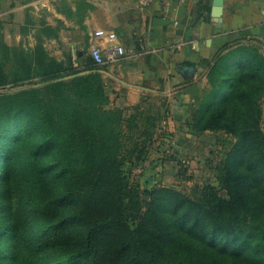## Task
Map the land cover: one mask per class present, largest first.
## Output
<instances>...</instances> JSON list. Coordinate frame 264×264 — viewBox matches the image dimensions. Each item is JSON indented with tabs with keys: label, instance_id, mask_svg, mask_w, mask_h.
I'll return each mask as SVG.
<instances>
[{
	"label": "trees",
	"instance_id": "obj_1",
	"mask_svg": "<svg viewBox=\"0 0 264 264\" xmlns=\"http://www.w3.org/2000/svg\"><path fill=\"white\" fill-rule=\"evenodd\" d=\"M35 55L0 65V88L23 87L0 93V264H264L257 46L218 55L209 96L219 94L223 109L203 127L195 119L199 131L222 129L234 140L218 186L195 197L146 191L144 211L131 215L135 229L128 212L140 195L121 168L132 126L125 110L106 108L105 67L80 53L76 63L71 55L59 62L42 46Z\"/></svg>",
	"mask_w": 264,
	"mask_h": 264
},
{
	"label": "crops",
	"instance_id": "obj_2",
	"mask_svg": "<svg viewBox=\"0 0 264 264\" xmlns=\"http://www.w3.org/2000/svg\"><path fill=\"white\" fill-rule=\"evenodd\" d=\"M213 8L214 0H153L148 8L139 0H0V16L14 15L22 25L27 16L41 18L58 34L46 46L63 48L76 60L79 53L83 60L91 56L96 31L115 32L127 54L105 67L112 105L124 109L142 95L164 97L186 115L174 119L189 118V125L224 48L254 45L264 55V0H224L222 28L214 22ZM180 66H194V76L184 77ZM192 130L187 136L197 134Z\"/></svg>",
	"mask_w": 264,
	"mask_h": 264
},
{
	"label": "rangeland",
	"instance_id": "obj_3",
	"mask_svg": "<svg viewBox=\"0 0 264 264\" xmlns=\"http://www.w3.org/2000/svg\"><path fill=\"white\" fill-rule=\"evenodd\" d=\"M40 19H30L27 16L25 25H22L14 15L0 16V65L7 59L13 64L16 60L35 57L38 46H42L48 56L59 62H66L69 53L65 49L46 46L47 41L57 38L58 34L52 28L48 30L50 27H46ZM105 72L106 69L103 71V81L107 93ZM21 88L23 87L8 85L0 88V93L12 94ZM209 89L210 86L206 90L205 99L202 96L196 113L200 117L201 127L213 114H218L223 109L216 102L221 99L219 94L209 96ZM137 101L136 105L122 109L126 115L124 122L127 127L131 125L132 129L128 133L127 152L121 160V168L133 188L139 192L141 201V204L130 207L131 211L128 212L133 229L136 228V219L131 215L144 211V202L148 199L146 191L169 187L195 197L200 188L206 185L218 186V168L234 141L222 129L199 131L195 126L196 117L190 125L189 118L183 121L174 119L175 116L184 114L174 111L164 97L147 94ZM263 105L264 99L262 108ZM107 106L108 109L118 108L112 105L110 98ZM192 129L198 136H187Z\"/></svg>",
	"mask_w": 264,
	"mask_h": 264
},
{
	"label": "built area",
	"instance_id": "obj_4",
	"mask_svg": "<svg viewBox=\"0 0 264 264\" xmlns=\"http://www.w3.org/2000/svg\"><path fill=\"white\" fill-rule=\"evenodd\" d=\"M153 0H139L142 8H148ZM108 41L113 43L111 46L104 47L102 43ZM90 54L97 65L107 67L111 63L122 59L127 54L126 48L120 43L119 37L115 32L98 30L95 32L90 44ZM73 61L76 63L75 57Z\"/></svg>",
	"mask_w": 264,
	"mask_h": 264
},
{
	"label": "water",
	"instance_id": "obj_5",
	"mask_svg": "<svg viewBox=\"0 0 264 264\" xmlns=\"http://www.w3.org/2000/svg\"><path fill=\"white\" fill-rule=\"evenodd\" d=\"M223 13H224V0H214V8L212 12V16L214 18V22L216 23L218 28H222V22H223ZM159 22H165L164 19H160ZM179 72L184 77H193L196 68L194 66H180Z\"/></svg>",
	"mask_w": 264,
	"mask_h": 264
}]
</instances>
